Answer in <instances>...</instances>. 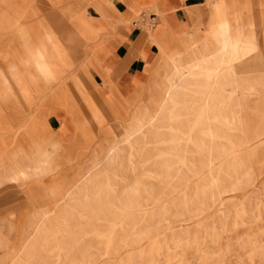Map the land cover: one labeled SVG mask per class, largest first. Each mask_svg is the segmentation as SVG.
Returning <instances> with one entry per match:
<instances>
[{
    "label": "rangeland",
    "instance_id": "rangeland-1",
    "mask_svg": "<svg viewBox=\"0 0 264 264\" xmlns=\"http://www.w3.org/2000/svg\"><path fill=\"white\" fill-rule=\"evenodd\" d=\"M91 4L109 17L110 0H0V97L18 98L19 86L26 96L39 92L38 104L47 98L74 115L71 100L84 106L66 140L41 110L17 126L0 117V129L24 138L0 146V264H264V50L251 18L239 14L241 2L213 0L199 38L168 29L159 39L140 13L163 19V11L138 9L133 20L158 45L159 59L125 115L111 98H104L110 110L93 98L84 59L64 47L85 48L96 37L85 30ZM225 41L223 60H212L173 103V88L160 94L152 121L160 109L164 117L144 139L122 140L173 51L182 46L191 59L204 42L219 53ZM60 65L68 66L65 77ZM204 96H211L206 108Z\"/></svg>",
    "mask_w": 264,
    "mask_h": 264
},
{
    "label": "crops",
    "instance_id": "crops-1",
    "mask_svg": "<svg viewBox=\"0 0 264 264\" xmlns=\"http://www.w3.org/2000/svg\"><path fill=\"white\" fill-rule=\"evenodd\" d=\"M212 1L213 0H110L111 4L109 6L108 18L103 17L93 4H91V9L87 11L89 21L88 24H85V30H89L90 27L96 29V37L93 40L87 41L85 48H82V46L75 47L74 45H72L71 49L70 47L68 49L66 45H64V47L72 54V57L73 53L75 54V52H77L76 55H78L80 59H84L85 64L83 65L82 73L88 72L89 78L87 82L89 83V89H91L90 91L92 92L93 98L107 109H109V107L106 105L104 98H111L114 100L113 107L118 108L119 114L122 113L125 115L131 108L132 99L146 86L150 72L159 59L158 45L148 38L144 29L137 26L133 20L136 16V11L140 8L160 7L163 11V19L155 11H149L147 14L140 13L146 16L154 14L153 24L155 29H158L156 30V36L159 39L165 37V32L168 29L176 33L182 30H186L188 33L194 32L195 38H199L203 30L207 27L208 22L211 20ZM239 1L241 2L238 7L240 16L246 19L251 18L253 21L251 29H253L256 34L258 45L264 50V0H250L248 8L242 6V0ZM255 9L258 10L255 11ZM227 13L231 15L233 9L229 8ZM144 18L146 17L144 16ZM162 20H164L163 24H161ZM61 23L64 24L65 22L62 21ZM63 24L60 25V27H66L64 26L65 24ZM27 27L32 28L35 26L29 23ZM245 29L248 30L250 27L245 26ZM61 43L64 42L61 41ZM233 45L237 46L236 43L231 44V46ZM73 46L76 49H74ZM225 46L229 47L226 41L223 42L221 46V50L223 51L215 53V50H212L209 44L204 42L202 45L203 49L200 50L201 52H196L195 58L191 59H186V57L182 56L181 46L179 48L180 51L173 55L172 58H169L172 64L169 65L166 63L164 77H167L162 80L158 87L159 89L157 88L154 93L158 92L163 95L164 91H160V88H163L166 83H172L173 103L174 97L186 92L188 86L191 84L190 81H193L203 71L207 70L210 72V62L212 60H223ZM78 49L81 51L78 52ZM251 50L252 48L248 47L244 50L246 52L241 54H247ZM167 65L168 68H166ZM18 68L21 72H24L29 70L30 66L28 67L25 64H20ZM60 68L63 70L62 76L65 77L68 72V66L64 67L60 65ZM258 69L264 71V65ZM214 70L216 71V84H218L221 82L223 76L222 70L218 69V66ZM252 70L251 72L255 71V69ZM171 71H173L172 74ZM8 75L10 76L9 73ZM170 76L171 78H169ZM65 83L70 93H76L71 82L65 80ZM16 92L18 93V98L15 95ZM12 93L15 95V99L12 98L11 101L4 100L0 97V117L3 123L17 126L23 122L24 118H28L34 110L38 109L44 114L45 122L48 127L52 129L56 135H61L62 138L66 140L75 133L73 126L75 123L73 121L75 116L77 117L78 114V116L83 119L79 111V109L84 108L82 101L75 102L71 100L73 108L78 110L77 114L74 115V113L71 114L68 111L66 105L53 103L47 98L42 99L38 104L40 93L34 92V90L30 91L26 96L19 86H13ZM210 99L211 96L209 98L204 96L203 101L205 102V108L210 105ZM17 100H20L21 104H19V102L17 103ZM78 102L79 105H77ZM149 102L143 107L144 109L138 113L135 127H130L124 132L123 141H133L139 138L144 139L147 127L158 123L159 120L164 117L162 113L163 109H160V115L155 121H152L149 117V110L153 109V106L151 102ZM97 107L100 108V105ZM8 109L10 111H8ZM8 140L13 141L14 146L16 144L15 142H24L21 133H15L13 130L3 131L0 129V146L4 151L8 150V148L5 147V142ZM84 153L85 151L80 154V157ZM70 155H74V153ZM17 183L20 184L24 182Z\"/></svg>",
    "mask_w": 264,
    "mask_h": 264
},
{
    "label": "bare ground",
    "instance_id": "bare-ground-1",
    "mask_svg": "<svg viewBox=\"0 0 264 264\" xmlns=\"http://www.w3.org/2000/svg\"><path fill=\"white\" fill-rule=\"evenodd\" d=\"M228 47V46H227ZM226 46L224 47L225 49L227 48ZM232 49H233V51L235 50V51H239L238 50V48H237V46L236 45H233L232 46ZM178 48H177V50L176 51H173L169 56H170V58H172L173 57V55H175L177 52H178ZM168 56V57H169ZM212 56V55H211ZM212 58V57H211ZM187 59V58H186ZM200 59H201V57H200ZM184 60V59H183ZM222 60V59H221ZM177 61H178V59H177ZM182 65V64H181ZM166 68H168V65H167V67ZM209 68V67H208ZM172 69V68H171ZM167 70V69H166ZM196 73V72H195ZM190 74H193V73H190ZM175 75V74H174ZM216 75V74H215ZM193 76H195V75H193ZM167 76H165V78H166ZM181 82H182V79H181ZM181 82H179V83H181ZM173 88V85H172V83H166V84H164V86H163V88H160V91H164V94H169L170 93V91H171V89ZM159 89V88H158ZM162 89V90H161ZM160 94L161 93H158V92H155L152 96H151V98H150V102H151V105L153 106V109H150L149 110V117L151 118V119H153L154 118V116H155V114L157 113V108L160 106V104H161V99H160ZM149 102V103H150ZM39 158V157H38ZM46 159V158H45ZM40 163H44V162H40Z\"/></svg>",
    "mask_w": 264,
    "mask_h": 264
},
{
    "label": "built area",
    "instance_id": "built-area-1",
    "mask_svg": "<svg viewBox=\"0 0 264 264\" xmlns=\"http://www.w3.org/2000/svg\"><path fill=\"white\" fill-rule=\"evenodd\" d=\"M154 14H149L147 15L148 16V19L151 21V24H153V20H154ZM142 19L144 20V16H142Z\"/></svg>",
    "mask_w": 264,
    "mask_h": 264
}]
</instances>
